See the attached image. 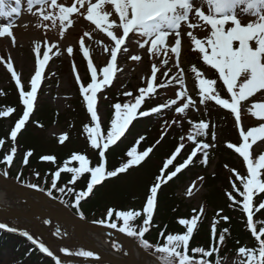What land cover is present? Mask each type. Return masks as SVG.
<instances>
[{
  "label": "snow or ice",
  "instance_id": "6c2138e0",
  "mask_svg": "<svg viewBox=\"0 0 264 264\" xmlns=\"http://www.w3.org/2000/svg\"><path fill=\"white\" fill-rule=\"evenodd\" d=\"M34 7L35 12H33ZM28 12L38 18L36 25L38 28H57L61 38L80 18L94 26L93 31H85L79 40L82 57L87 61L89 82L85 84L82 81L74 63L73 73L86 106V113L90 118V123L84 125L83 131L91 149L98 150L99 162L93 165L86 154L73 153L54 172L51 189L65 191L63 187L58 188V179L62 173L71 174L69 183L73 185L88 174L86 190H80L75 194L73 206L79 212L81 201L94 194L97 185H102L106 180L121 174H127L134 167H140L153 152V147L138 150L137 146H132L125 153L126 161L110 170L107 168L106 153L126 136L133 121L159 114L163 109H174L177 116H184L190 108L196 107L197 102L184 90V69L180 64L182 41L187 39L191 51L199 55L203 65L213 69L217 74L216 78H209L196 65L191 66L190 70L195 74L199 89V103L205 104L211 101L228 110L233 114L239 129L240 143L228 142L226 147L234 150L242 158L246 166V174L231 169L234 178L231 181L232 190L227 192V197L231 201L230 206H237L245 215L246 228L250 231L255 243L251 247L243 245L236 249V255L240 258L238 264H264V221H261L258 227L254 219L256 213L264 210V197L254 203V197L264 194V152L258 156L253 155V145L264 142V100L251 103L248 109L250 114L259 121L258 126H251L246 130L241 126L242 102L249 101L258 94L264 98V0H28ZM20 14L21 0H0V17L9 20L8 23L0 25V38H8L14 47L17 45L13 32L15 25L10 18L18 17ZM93 32L103 34L108 41L104 44L103 51L108 53L110 59L103 67L94 65L90 58V47L85 44L84 37L92 39ZM198 32H203L205 35L199 37ZM134 37L139 39L133 40ZM133 42L139 49L146 50L151 57L163 56L162 64L165 66L168 65L169 58L174 57L177 74L171 77L169 83L179 82L181 90L175 92L174 98L167 102L147 110L143 109L142 106L146 100L157 94L158 88L167 86L160 81L157 74L167 77L168 72L171 71L168 69L162 72L160 67L153 64L150 79L147 80L146 87L138 89V95H134L131 91L125 92L123 95L132 99L111 105L114 112L109 126L105 129L98 110V94L112 85L116 74L121 71L118 67V54L128 53L130 51L128 45ZM95 43L99 45L101 41L96 40ZM54 49H58L56 43L45 41L42 46L41 42H35L34 74L30 77L28 88L22 84L21 75L15 70L12 57L9 56L7 60L0 57V63L6 65L7 72L11 74V79L15 82L23 105L22 115L9 134L12 147L0 161L7 168L13 165L18 151L16 146L18 134L30 121L37 106L38 94L46 78L49 61L53 55H59V51L54 52ZM66 51L70 56L74 53L71 46L67 47ZM142 58L138 54L130 56L132 61H141ZM218 82L222 83L228 98L222 96L218 89ZM0 95H6V93L0 92ZM104 98L107 99V96L105 95ZM15 111L16 109L12 106H4L0 110V117H8ZM189 123L193 129L187 136V139L193 143L190 153L182 162L177 160L185 147L181 143L169 154L159 174L154 177L149 186L142 209L117 210L109 207L106 217L94 222L106 228L116 229L138 241L139 246L155 258L154 264H220L216 254L230 235L228 227L222 228L218 233L217 226L220 221H229V217L221 216L222 210H220L216 213L218 219H214L211 223V244L208 247L195 245L194 236L198 231L200 219L204 215V207L201 206L197 215L178 219V224L184 228L183 233L165 235V226V231L159 234L163 237L162 242L153 245L146 239V234L156 226L154 216L162 187L174 178H178V175L193 165L196 159H200L201 164L205 166L209 162V149L214 145L200 138L209 136L210 123L203 120L197 123L189 121ZM36 124L43 127L38 121ZM68 139L69 134L65 132L59 135L58 142L64 144ZM143 139L144 137L141 136L140 140ZM140 140L136 141L137 145ZM211 140H216L214 132L211 133ZM5 143L4 139H0V146ZM32 155V150L25 152L22 161L24 165L29 163V157ZM56 159L54 155L40 157L41 161L53 163ZM72 162L78 166H72ZM0 175L6 178L9 173L5 170ZM19 178L18 175L17 180ZM199 179L203 180L204 177ZM26 186L38 189L35 184ZM196 187L193 182L187 188L186 195L193 196ZM38 190L43 191V189ZM47 194L52 196V191L49 190ZM79 214L81 218H84L82 212ZM138 219H141L139 225L136 224ZM44 222L48 223V221ZM0 230L19 234L41 253L51 257L55 264H61L53 251L46 247L44 242L34 238L29 231L20 230L6 222H0ZM236 243L239 244V241ZM61 251L70 254L66 249ZM76 255L99 259L94 257L92 251H79Z\"/></svg>",
  "mask_w": 264,
  "mask_h": 264
},
{
  "label": "trees",
  "instance_id": "16d2710c",
  "mask_svg": "<svg viewBox=\"0 0 264 264\" xmlns=\"http://www.w3.org/2000/svg\"><path fill=\"white\" fill-rule=\"evenodd\" d=\"M49 76H46L44 84L39 91L38 103L34 113L22 132L18 134L16 142L18 149L16 156H19L21 161H23L26 151L32 150L33 155L29 157L27 165L22 162L19 180H17L19 174L13 171L8 172V178L19 184L26 185L27 180L35 175L37 177L35 185L39 189L41 187L40 182L46 179L47 184L41 189L45 193L51 190L52 197H56L57 192L60 191L51 189V180L54 172L62 166L65 160L69 159L73 153H81L86 154L92 164L95 165L99 162V157L98 150L91 149L83 131L84 125L90 123L84 102L77 95L70 102V109L64 112L54 110L47 101L46 93L44 92L46 87L55 83L54 74L52 73ZM172 84H176V81ZM218 89L221 91L222 96L226 94L221 82H218ZM2 92L6 93V95H0V110L4 106H12L16 111L8 117H0V139L6 141L5 145L0 146V161L12 147L9 134L23 112L18 89L12 79H9ZM105 95L107 99H103V104L109 111L107 119L102 123V126L107 129L114 111L111 105L116 102H126L127 99L116 89L115 85L106 89ZM199 98L198 95L193 96V99L203 110L202 114L196 117V120H198L197 122L201 120L209 122L211 126L209 136L200 139L214 145L209 149V162L205 166L201 164L200 159H196L193 165L178 175V178H174L173 181L162 187L158 197V208L154 216V224L156 226L152 227L150 232L146 234V239L153 245L162 242L163 237L159 234L165 231V226V235L183 233L184 228L178 224V219L197 215L199 210L194 212L193 207L180 198L178 191L189 181H200L201 179L199 178L204 177L202 183L207 190L204 197V215L198 224V231L194 236L193 243L204 247H208L211 244L209 223L212 219H218L216 213L222 210L220 212L221 216L229 217V221H220L217 226L218 233L222 228L228 227L230 235L216 254V258L220 260L221 264L223 259L237 256L236 249L239 246L246 245L251 247L255 243L250 231L246 228L245 215L237 206H230L231 201L227 197V192L232 190L231 181L234 178L231 169H236L241 174H246V170L242 160L235 158L233 150L228 149L224 143L225 141L233 142L232 114L211 101L200 104ZM156 105L158 104L154 102V98H150L145 102L143 109L147 110ZM37 121L43 127L37 126ZM174 121L176 123H171L163 135V139H161L159 132V126L163 123L161 112L148 118H140L133 121L126 136L118 142L117 146L111 147L106 153L107 168L110 170L126 161L125 153L132 146H137L138 150L153 147V152L150 153V157L140 167H134L127 174H121L116 178L106 180L102 185H97L94 189V194L81 201L79 212L83 213L84 218L89 219L106 215L109 207L117 210L142 209L149 186L153 182L154 177L159 174L163 162L179 144L183 143V137L192 130L191 124L186 119L177 118ZM191 123H196V121ZM55 125L63 127L69 134V139L64 144H60L58 138H51L47 135L49 129ZM212 132L216 135L215 141L211 140ZM141 136L144 137L143 140H140ZM137 140H140L138 145L136 144ZM157 141L160 142L157 143ZM184 142L186 141L184 140ZM184 146L181 154L177 157L180 162L190 153L193 143L186 142ZM44 155H54L57 159L55 163L41 161L40 157ZM3 166L1 165V167ZM72 166L78 165L72 162ZM0 171L2 172V169ZM37 173H39L38 176ZM70 177L71 174L62 173L58 179V188L63 187L65 189L64 192H61L64 194V199L75 202V194L80 190H86L89 175L85 174L75 185L69 183ZM262 197H264V194H259L258 197H255V202ZM69 208L73 213L80 215L76 207ZM254 219L259 227L260 222L264 221V210L256 213ZM140 223L141 219H138L136 224L139 225ZM236 241H239V244ZM136 242L138 243V241ZM148 253L150 254V252ZM0 264H55V262L31 245L26 238L0 230Z\"/></svg>",
  "mask_w": 264,
  "mask_h": 264
},
{
  "label": "rangeland",
  "instance_id": "374dc122",
  "mask_svg": "<svg viewBox=\"0 0 264 264\" xmlns=\"http://www.w3.org/2000/svg\"><path fill=\"white\" fill-rule=\"evenodd\" d=\"M35 11L36 8L34 7L33 12ZM10 19L12 22H14L15 25L13 28V32L16 37L17 45L14 47L11 44L10 40L6 37L0 38V57H3L4 60H7L9 56L12 57L14 61V68L21 75L22 84L25 86V88L29 87L30 77L34 74L35 42H41L42 46L45 41L56 43L58 45V49H54L53 51H59V55H53L49 61V65L46 68V76H49L53 73L55 83L52 84V86L46 87L44 89V92L46 93L45 97L47 98V101L52 106V108L59 112H64L70 109V102L77 95H79L83 101V98L79 93V86L75 82L73 63L75 64L77 73L80 75L82 81L85 84L89 82L90 74L87 72V61L82 57V53L79 49V40L83 36V33L85 31H93L94 26L88 24L86 21L80 18L75 23L74 27L68 30L65 33L64 37L61 38L59 35V30L57 28L44 29L38 28L36 26L38 24V18L32 13L28 12V0H21V14L18 17L13 16ZM8 22V19L0 17V25L6 24ZM25 25H27V27H25ZM197 34L199 37H203L205 35V33L203 32H198ZM84 39L86 46L90 47V58L93 60L94 65L97 67H103L110 59L108 53L103 51L104 44L108 43L107 39L103 36V34L98 32H93L92 39H88L87 37H84ZM135 39H139V37H134L133 40ZM96 40H100L101 44L97 45L95 43ZM69 46L73 47L74 49V53L71 56L66 51L67 47ZM128 46L130 48V51L128 53L118 54V67L121 69V71L116 74L112 85L108 88H111L113 85H115L116 89L122 95L123 93L129 91H131L134 95H138V89L141 87H146L147 80L150 79L151 66L153 64H156L161 68L162 72L168 71V69H171V71L168 72L167 77L160 76V73L157 74L160 78V81L162 83H165L167 86L165 88H158L157 94L153 95L151 98H154V102L158 104L156 106H159L161 103H165L168 100L174 98V93L181 90V85L179 82L176 81V84H172L174 82L172 81V83L169 84L171 77L177 74V69L174 67L175 58L170 57L168 65L165 66L162 64V60L164 59L163 56L151 57L147 54L146 50L139 49L138 45L134 42L130 43ZM133 54L141 55L143 57L142 60L132 61L130 59V56ZM180 64L184 69V90L187 91V93L192 98L193 96H199V89L197 86L195 74L190 70L192 65H196L197 68L203 71L209 78H216L217 76L213 69H210L209 67L203 65L202 60L197 53L191 51L190 43L187 39L182 41V54ZM9 79H11V74L7 72L6 65L0 63V92H2ZM106 89L99 94L98 100V110L102 117V123L106 121L109 111L108 108H105L103 104L104 93L106 92ZM124 97L127 99L126 102L132 99V97ZM223 97L228 98L227 94L223 95ZM262 100H264V98L260 97L258 94L256 97L250 98L249 101L242 102L241 126L245 130L251 126H258L259 121H257L250 114L248 109L251 107V103L261 102ZM143 107L144 105L142 106V108ZM202 112L203 110L199 104H196V107L194 108H190L187 112V115L184 116H177L174 112V109H163L161 111L163 123L159 126L160 137L165 134V132L175 119L181 118L186 119L188 122L196 121L197 123L198 120H196V117L202 114ZM231 128L233 140L232 143H240V139L238 136L239 129L235 124L234 118ZM192 130L183 137L186 142L192 143L187 139V136L192 133ZM65 132L66 130L63 127L55 125L49 129L47 135L51 138H58L59 135ZM184 140L183 143L186 144ZM224 143L226 146L228 142L225 141ZM262 152H264V142H257V145H253V155L258 156L262 154ZM234 154L235 158L241 159L238 154H236L235 152ZM1 165L3 166L4 164L0 162V169H2V172L5 170H7L8 172L13 171L14 173H18L20 176V172L22 170V161L20 160L19 156H15L13 165L10 168H7L6 165L1 167ZM2 172L0 171V173ZM36 182L37 177L34 175L27 180L26 185L35 184ZM193 182L197 187L196 189H194V195L188 197L186 195V190ZM46 184V179H43L40 182V186L42 188L45 187ZM206 192L207 190L202 183V180H191L186 185L180 188V190L178 191V195L186 203L190 204L193 209L199 210L201 206L205 208L204 197ZM17 195L19 196V194ZM63 196L64 194H62L61 192H57L56 197H50L57 200L59 203L66 207H74V202L69 199H64ZM10 204L26 205L30 209V211H33L21 197L19 200H14ZM52 204L54 206H57L60 212L62 211L60 205L48 201L49 206ZM5 211L9 212L7 209H5ZM10 216L11 215L0 216V222H6L10 226H15L20 230L29 231V233L32 234L34 238L40 240L41 242H44L45 246L49 247V249L53 251L56 258L63 262L61 264H69L73 261H75L73 262V264H109L103 261L101 256L94 253L93 250L88 249L87 247L80 244L76 245L75 243H79L80 239L74 235H69L66 230L59 229L57 224V222L59 221L44 218L42 225L44 227V232L46 233V235H41L37 230L30 229L29 227L23 225L22 220H16L15 218H11ZM105 217L106 215H101L99 217H96L95 219L102 220ZM213 220L214 219H212L209 223L210 227ZM44 221H48V223H45ZM89 221L93 222V219L91 218L89 219ZM104 241L109 243L113 251L119 254H126V250L123 248L120 242L116 240V238H104ZM61 249H66L67 253L70 254H66L65 252L61 251ZM89 250L94 253V257H99V259L84 258L76 255V253L79 251ZM150 256L154 258L151 254ZM239 259L240 258L238 256L228 257L223 259L221 264H238Z\"/></svg>",
  "mask_w": 264,
  "mask_h": 264
},
{
  "label": "bare ground",
  "instance_id": "6f19581e",
  "mask_svg": "<svg viewBox=\"0 0 264 264\" xmlns=\"http://www.w3.org/2000/svg\"><path fill=\"white\" fill-rule=\"evenodd\" d=\"M27 195H29L32 200H36L29 193H27ZM19 196L13 190L0 183V213H3L4 210L7 209L11 218L22 220L23 225L30 229L37 230L41 235H46L42 225L44 219L43 213L34 214L26 205L10 204L14 200H19L21 197ZM39 205L43 206L41 202H39ZM50 206L49 207L52 210L59 211L57 206H54L53 204ZM42 209L44 208L42 207ZM57 224L59 229L66 230L69 235H74L80 239L79 243H75L76 245L80 244L88 249L98 252L104 260L111 261L115 264H128V257L126 254H119L113 251L109 243L104 241V238L113 237L110 234L98 229L76 226L69 221L57 222ZM131 254L134 264H154L155 259L149 256L143 257L133 245L131 246Z\"/></svg>",
  "mask_w": 264,
  "mask_h": 264
},
{
  "label": "water",
  "instance_id": "95a60500",
  "mask_svg": "<svg viewBox=\"0 0 264 264\" xmlns=\"http://www.w3.org/2000/svg\"><path fill=\"white\" fill-rule=\"evenodd\" d=\"M0 183L4 184L5 186L13 190L15 193L19 194L24 199V201L28 204V206L33 210L34 214L43 213L44 218L54 219L59 222L69 221V222H72L76 226H82V227H86L90 229L102 230L106 233H109L115 236L120 242H122V245L127 252L128 264H134V262L132 261V254H131L132 245L139 251V253L143 257L149 256L146 251H144L137 243H135L131 238L127 237L125 234L120 233L117 230L106 228L101 225L86 221L85 219L71 212V210L68 207L62 205L57 200L48 197L44 192L20 185L17 182H14L8 179L7 177L6 178L3 177L2 175H0ZM27 193H29L34 198H36V200L35 201L32 200L29 197V195H27ZM48 201L51 203L60 205V207L62 208V211L60 212V211L52 210L48 205ZM39 202L43 204V207L45 208V210L42 209V207L39 205ZM2 215L9 216L10 213L4 210L3 213H0V216ZM104 261H107V260H104ZM108 262H110L111 264H115L111 261H108Z\"/></svg>",
  "mask_w": 264,
  "mask_h": 264
}]
</instances>
